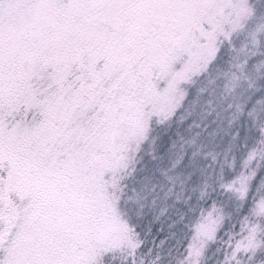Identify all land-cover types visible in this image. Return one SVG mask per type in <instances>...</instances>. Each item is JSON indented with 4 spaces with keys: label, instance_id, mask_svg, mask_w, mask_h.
Listing matches in <instances>:
<instances>
[{
    "label": "snow or ice",
    "instance_id": "6c2138e0",
    "mask_svg": "<svg viewBox=\"0 0 264 264\" xmlns=\"http://www.w3.org/2000/svg\"><path fill=\"white\" fill-rule=\"evenodd\" d=\"M0 264H264V0H0Z\"/></svg>",
    "mask_w": 264,
    "mask_h": 264
}]
</instances>
